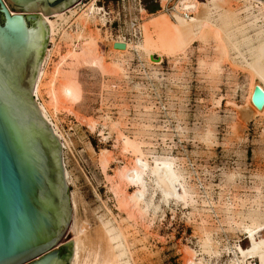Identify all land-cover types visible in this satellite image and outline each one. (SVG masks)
Instances as JSON below:
<instances>
[{"label":"rangeland","instance_id":"374dc122","mask_svg":"<svg viewBox=\"0 0 264 264\" xmlns=\"http://www.w3.org/2000/svg\"><path fill=\"white\" fill-rule=\"evenodd\" d=\"M76 3L75 14L67 23L59 22L55 41L49 44L52 51L44 83L64 61L56 79L58 111L54 121L70 145L64 163L71 179L66 182L68 198L73 192L78 196L77 222L88 219L93 229L101 225L95 229L99 232L111 227L112 233L103 234L105 240L121 230L129 264H187L192 252L209 264H229L237 246L250 247L238 215L257 211L261 205L264 214V114L242 123L236 109L249 98L251 77L244 62L251 58L247 45L238 46V55L228 41L206 29L202 38L171 58L154 54L148 59L133 50L117 53L123 50L110 47L108 41L126 42L122 36L130 33V19H137L142 27L149 15L165 14L159 12L162 0ZM92 4L102 10L95 14L96 20L85 24L80 16ZM231 5L240 10V20L246 21L243 3L233 1ZM233 30L228 31L231 38L236 35ZM251 35L254 32L248 29L247 36ZM140 40L141 36L131 42ZM85 45L102 57L99 66L90 64L88 56L73 59L69 55L80 54ZM67 80L77 82L80 89V98L73 103L60 93ZM47 86H43L40 99L48 104ZM124 138L137 145L149 161L173 160L197 192L196 203L166 204L149 184L145 197L148 211L142 219L136 214L135 218L129 216L132 212H127L122 194H132L136 187L119 181L116 175L120 168L131 167L136 155L123 151ZM60 155L63 165L61 151ZM103 157L105 164L101 163ZM73 216L71 211L67 232L56 246L70 241ZM91 231L95 240L99 233ZM256 237L264 238V227ZM207 240L217 246V257L204 247ZM245 264L259 263L251 257Z\"/></svg>","mask_w":264,"mask_h":264},{"label":"bare ground","instance_id":"6f19581e","mask_svg":"<svg viewBox=\"0 0 264 264\" xmlns=\"http://www.w3.org/2000/svg\"><path fill=\"white\" fill-rule=\"evenodd\" d=\"M233 1L243 3L242 6L245 8L244 11L247 13V15L245 16L246 21H241L238 17L237 12L240 10L236 8L235 10L234 8H232L233 5L231 4ZM162 2L164 3H162V6H164L166 0H162ZM189 5H192L194 7V15L191 18L187 19L181 15V10L187 8ZM76 6L77 5L73 4L72 6L58 13L46 16H43L42 12H37V14L43 18L44 22L48 26V40L39 65L37 76L31 90V100L34 104V107L40 114L44 116L49 130L57 137V140L59 142L60 151L63 158L62 171L68 184L71 182V179L70 173L64 163V155L65 149H67L70 145L67 140L64 139L63 135L60 133L57 127L58 124H55L54 121V115L58 111V96L57 92L55 91V85L58 76V69L61 67V63H63L64 61H61L60 65L58 64V67L55 68L52 78L47 82L48 84H45L44 82L45 80H47L46 68L52 51L48 48L49 44L51 45L55 41L54 39L58 32L57 30L59 22H68L70 17L75 14ZM249 9L253 10V12H250ZM99 11L101 10L94 4L90 5V7L88 8V12L80 16L81 21L86 24L89 21L96 20L95 14H98ZM142 12L146 13L144 10H142ZM215 15H218L219 17L217 19H214ZM148 17V21H146L142 27L140 26L141 40L135 43L131 41L136 40L127 41L124 39L126 42H123L119 39V41L116 42L123 43L125 45V48L119 49L123 51H116L117 53H126L129 50H133L138 55H143L148 59H150L154 54H157L159 58L163 56L171 58L173 56H176L178 53H182L195 39L202 38L206 29L210 30L219 40L221 39L223 41H228V44H230L232 51H235L236 53H238V55H241L238 46L246 44L251 56L250 61L244 59L245 68L248 69L251 77L250 92L248 102L244 106L238 108L236 107V109L242 123H247L258 115L264 114V105L262 109L259 110L251 101L252 93L256 85H258L264 91V1L205 0L203 2H200L196 0H178L176 6L173 10H171V12H165V14H162L158 17H154L153 15H149ZM171 18L174 19V21H172ZM101 21L103 22L104 20L101 19ZM232 28L236 32V35H234L233 38H231L228 34V31L232 30ZM248 29H251L254 32V35L247 36ZM80 34L81 31L77 33L78 36ZM253 40H256V43ZM223 41H221V43ZM114 43L108 41V45L110 47H113ZM84 49L83 52H80V54L72 53L69 55H71V58L73 57V59H80L84 56L86 58V56H88V62L95 66H99L102 63V57L95 53L94 50H91L87 47L85 50ZM44 85H48V96H50V103L48 102V104L44 101L43 103L40 99L41 90L43 89ZM60 93L62 97H64V99L72 103L80 98V89L77 82H75L74 80H67L66 82H64L60 86ZM49 107L51 108L49 109ZM91 124L94 126L93 123ZM92 125L89 126V129L93 128ZM130 150L134 155H136L135 160H133L132 166L120 168L119 170H117L116 175L117 178L120 179L119 181L129 183L136 187V190L132 194H122L124 196L122 201L130 211L124 206V204L123 206L125 207V209H127L128 213L132 212L131 215L129 214V216L132 217V215H134L133 217L135 218L136 214V216L138 215V219H142L148 211L149 204L146 202L145 197L148 192L149 184L154 186L155 190L160 194L161 201L166 204H168L170 201H175L176 203H181L185 206L196 203L195 199L197 198V192L195 191L194 187L187 182V177L185 176V174L181 170H178L176 168L173 160L167 158H153L151 161H149L143 156L137 145L129 141L127 138H124L123 151L127 152ZM103 158L104 159H101V163L105 164L106 159L105 157ZM154 194L152 197V201L155 197ZM77 197L78 196H76L74 192L70 193L69 195L71 211L74 214L67 237L70 241L72 240L73 243L72 258L69 264H117V262L119 264H126L128 262V260H125L127 250L123 245L124 243L121 241V230V233L118 232L117 235H115L116 237H112L111 235L113 234H111L109 235L111 237L107 236L108 240H105L103 234L104 232L105 234H109L111 232L109 231L111 227H109L110 229H106L104 232L102 230L99 232L95 229H99V226L101 225H97V228L93 229L89 226L88 219L86 220L87 222L85 220V222H77L75 216L76 208H78ZM201 203L203 205H207V202L205 201H202ZM253 203H256L257 205V201ZM120 206L122 207V204H120ZM260 207H257V211H254L252 213H248L243 216L238 215L239 217H241L239 226L246 231L250 247L242 249L240 246H237V254L234 253L233 259L229 264H245L246 260L251 257H256L259 264H264V238L256 237V233L260 229H262V227H264V214L260 211ZM86 218L87 217H85L84 219ZM97 224H99V222ZM91 230H94V233H99L98 236L96 235L95 240L90 235V232H92ZM117 230L119 231V229ZM204 247L209 250L210 256L217 257L219 255L217 246L213 245L209 240L204 243ZM187 264L209 263L203 261L202 259H196L195 252H192L191 256L187 260Z\"/></svg>","mask_w":264,"mask_h":264},{"label":"water","instance_id":"95a60500","mask_svg":"<svg viewBox=\"0 0 264 264\" xmlns=\"http://www.w3.org/2000/svg\"><path fill=\"white\" fill-rule=\"evenodd\" d=\"M78 1L0 0V264H69L72 258V240L56 246L71 218L60 145L31 90L48 40L37 12L51 15ZM251 101L262 109L258 85Z\"/></svg>","mask_w":264,"mask_h":264},{"label":"built area","instance_id":"2783aa9c","mask_svg":"<svg viewBox=\"0 0 264 264\" xmlns=\"http://www.w3.org/2000/svg\"><path fill=\"white\" fill-rule=\"evenodd\" d=\"M196 1L203 2L205 0H196ZM177 2H178V0H166V3L164 6H162V4H160V10L159 11L170 12L171 10L174 9ZM181 15L187 19L191 18L194 15V7L192 5H189L187 8H184L183 10H181ZM129 24H130V26H129L130 33H128L127 36H122L123 39H125L127 41L139 39L141 36L140 23L137 21V19H130Z\"/></svg>","mask_w":264,"mask_h":264},{"label":"trees","instance_id":"16d2710c","mask_svg":"<svg viewBox=\"0 0 264 264\" xmlns=\"http://www.w3.org/2000/svg\"><path fill=\"white\" fill-rule=\"evenodd\" d=\"M152 12H154V11H152Z\"/></svg>","mask_w":264,"mask_h":264},{"label":"flooded vegetation","instance_id":"af4514ba","mask_svg":"<svg viewBox=\"0 0 264 264\" xmlns=\"http://www.w3.org/2000/svg\"><path fill=\"white\" fill-rule=\"evenodd\" d=\"M1 21V20H0Z\"/></svg>","mask_w":264,"mask_h":264}]
</instances>
